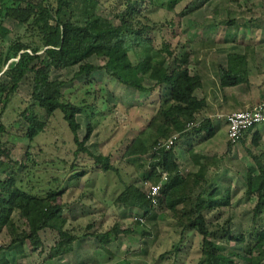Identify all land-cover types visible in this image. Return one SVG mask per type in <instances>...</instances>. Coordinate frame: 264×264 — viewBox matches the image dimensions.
Returning a JSON list of instances; mask_svg holds the SVG:
<instances>
[{"label": "trees", "instance_id": "16d2710c", "mask_svg": "<svg viewBox=\"0 0 264 264\" xmlns=\"http://www.w3.org/2000/svg\"><path fill=\"white\" fill-rule=\"evenodd\" d=\"M181 1L183 0H149L147 4L153 10L163 8L168 12H175V7ZM210 1L212 0H191L176 15L182 20ZM102 2L103 0H0V138L7 131L3 115L13 98L18 95L24 78L33 81L31 100L21 112L28 122L25 135L29 142L44 132L48 120L57 110H61L77 145L75 159L79 153L88 152L86 143L93 132L90 123L83 139L78 134L81 125L77 116L86 112L88 104L64 101V81L52 78L53 71L77 65V74L89 77L96 70H104L119 83L142 93L153 92L167 85L168 100L160 105L148 125L132 139L125 150L126 156L152 154L149 168L142 175V187L129 184L117 195L114 203L120 202L126 207L140 209L143 220L149 215L154 217L157 207L168 209L181 227L182 238L186 232L192 231L202 236L199 264H264V150L258 153L248 150L255 165L247 169L243 180L246 195L256 197V203L252 209V226L247 231L236 234L232 216L228 214L222 219L223 211L232 206L234 191L231 186L225 189L210 183L206 187L198 186L199 179H206L208 164L205 161L210 158L194 154V145L213 138L218 128L210 118L199 119L206 102L195 95V90L202 85V77L190 71L191 52L186 50L174 56V51L168 44L157 48L153 35L159 28H163V24L157 27L150 16L141 14V9L132 0H126L124 8L118 11L113 8L119 23L98 12ZM9 18L22 24L25 32L23 38L19 37L4 47L10 33L5 26V21ZM227 23L230 25L233 22ZM166 24L173 26L174 22L170 20ZM41 51L46 55L45 66L37 69L32 63L41 58ZM131 52L136 55V61L131 59ZM93 56L103 58L104 64L89 62L88 59ZM173 56L174 60L170 61ZM12 59L14 60L11 61ZM219 71L223 86L249 82L245 54L229 53L227 65H219ZM149 79L155 80L156 84L152 87L146 85L145 80ZM36 107L42 108L47 118H41ZM190 123L192 126L189 128ZM174 134H179L175 146L178 142L186 145L193 161L200 165L194 174L185 175L182 172L175 146L171 149H154L160 139H168ZM240 141L245 143L244 137ZM261 143L262 136L255 131L251 144L258 147ZM233 144L235 143L229 141L228 145L230 147ZM91 155L96 167L99 166L102 171H117L109 156ZM15 165L27 166L22 161H14L11 149L0 141V167H10L11 170L5 179L0 180V231L7 228L10 236L9 244L5 247L1 245L0 250L15 251L19 256L25 257V245L30 243L33 251L42 248L41 232L50 230L58 236L50 247L49 258L53 259L72 252L75 242L82 238H96L106 248L121 233L131 231L118 222L105 230L95 223L88 224L81 233L69 230L66 226L68 218L65 216V203L62 202L67 188L57 184L44 193H36L34 186L26 189L18 184ZM75 166L77 164L72 163V169H76ZM164 173H167L166 179ZM86 174V170L73 172L68 183ZM193 176L196 179L194 183ZM145 180L162 182L159 204L156 207L147 198L143 188ZM54 181L63 183L58 178H54ZM16 212L26 216V229L19 230L15 225L13 216ZM209 215L212 218H208ZM135 221L142 225L140 220ZM142 232L147 233L145 229ZM233 242L241 244L242 250L237 252L232 248L230 244ZM0 264H9L6 254H2Z\"/></svg>", "mask_w": 264, "mask_h": 264}, {"label": "rangeland", "instance_id": "374dc122", "mask_svg": "<svg viewBox=\"0 0 264 264\" xmlns=\"http://www.w3.org/2000/svg\"><path fill=\"white\" fill-rule=\"evenodd\" d=\"M125 1L103 0L98 12L119 23L114 13L124 8ZM189 1L191 0L181 1L175 7V12H168L163 8L153 10L147 4L149 0H132L133 4L141 9V14L150 16L157 27L163 24V28H159L153 35L157 48L168 44L174 51V56L186 50L191 52V72H202L214 62H224L230 51L253 50L256 55L252 54L251 70L256 73V66L262 64L257 78H260L264 87V0H212L193 15L179 20L176 13ZM114 7L116 11H113ZM170 20L174 22L173 26L166 24ZM229 21L233 23L229 25ZM5 26L9 28L10 33L6 37L4 47L11 41L24 37L25 27L14 19H7ZM256 42L261 45L252 50L248 49V44ZM130 55L133 61L137 60L133 52ZM40 56L39 60L32 63L37 69L45 66V53L41 51ZM174 56L170 61L174 60ZM88 61L95 65L105 62L98 56H93ZM78 69L77 65H71L62 70H55L52 78L64 81V101L88 104L86 112L77 116L81 125L79 137H85L87 126L91 123L93 132L86 143L88 152L109 156L117 171H102L99 166L96 167L94 157L88 152L83 151L79 153L78 158H74L77 145L61 110H57L48 120L45 131L29 142L25 135L28 122L21 115L31 100L33 81L28 78L22 80L18 95L13 98L3 115L7 131L2 133L0 141L11 149L14 161H22L27 165H15L20 186L26 189L34 186L36 193H44L57 184L67 188L62 202L65 203V216L68 218L66 226L69 230L81 233L90 223L101 225L100 229L105 230L118 222L123 228L131 231L121 233L117 242L109 249L100 245L96 238H82L75 242L72 252L51 259L50 247L58 236L55 232L47 230L41 232L42 248L33 251L30 243L25 245L27 256L22 257L15 251L6 250H0V255L6 254L9 264H80L86 261L92 264H199L202 236L192 231L186 232L182 238L181 227L168 209L157 207L154 217L149 215L142 225H138L135 218L142 215L141 210L126 207L120 202L114 203L117 195L129 184L142 187V175L146 168H149L151 155L148 153L145 156H126L125 150L132 139L148 125L160 105L168 100V87L163 85L153 92L142 93L119 83L104 70H96L87 77L85 74L78 75ZM155 82L145 80L149 87L154 86ZM36 112L41 118H47L42 108L36 107ZM219 125L217 136L194 145V154L210 158L205 161L208 164L206 179H199L198 186L206 187L209 183L220 185L223 189L231 186L234 191L232 206L223 211L222 219L230 214L233 230L237 234L252 226V209L256 203V197L246 195L243 180L247 169L255 165L248 150L257 153L263 151L264 143L262 140L258 147L251 143L246 144L245 137L250 135L249 132L244 136L245 143L239 141L229 147L225 117ZM180 143L174 148L177 151L182 144ZM181 150V169L186 174H194L200 165L193 161L186 145H182ZM72 163L77 164L76 169H72ZM83 170L87 172L84 177L68 183L73 172ZM10 171V167H0V180L5 179ZM54 178L63 183L55 182ZM194 180L196 181L193 176V183ZM13 218L19 230L27 228L26 216L23 213L16 212ZM208 218L212 216L209 215ZM143 229L147 231L146 234L142 232ZM9 242L7 228H3L0 231V245L5 247ZM230 245L237 252L243 247L235 242ZM111 251L114 255L110 254ZM125 257L128 262L124 260Z\"/></svg>", "mask_w": 264, "mask_h": 264}, {"label": "crops", "instance_id": "0c3cea01", "mask_svg": "<svg viewBox=\"0 0 264 264\" xmlns=\"http://www.w3.org/2000/svg\"><path fill=\"white\" fill-rule=\"evenodd\" d=\"M261 43L256 42L252 44H248V49H255L259 47ZM229 53H240L245 54L247 56L248 61V75H249V82L241 83L234 86H223L221 82V76L219 71V65L226 66L227 60H228V54ZM225 58V61L223 62H214L209 67L205 69V71H198V72H191L193 74H200L202 77V85L201 87L197 88L195 90V95L206 102L205 108L201 111L199 114V119L204 118H210L212 122L215 124L216 128H218L219 122L224 119H226V116L234 111L244 110L247 108H250L260 102L264 98V87H262V82L260 78H257L260 69L259 67L262 64H259L256 66L257 72H253L251 70V62H252V51H230ZM253 55H256L255 53ZM259 63V62H258ZM263 71V70H262ZM264 72V71H263ZM264 80V79H263ZM166 87H168L166 85ZM162 88V87H161ZM223 117V118H222ZM222 129L224 126L222 125ZM219 131V129H218ZM217 131V132H218ZM255 131H258L261 136L264 143V123L257 126L256 128L250 130V135L246 136L247 138L246 144L251 143L252 135ZM247 132V133H249ZM218 133H216L215 136H217ZM227 134V131H226ZM213 139V138H212ZM183 142V138L181 139ZM184 145L183 143L178 148L177 151L175 149L177 160L180 161V153H182L181 147ZM264 145V144H263ZM195 148V147H194ZM188 151V150H187ZM189 152V151H188ZM190 153V152H189ZM152 158V154L149 153ZM180 164V163H179ZM181 168V166H180ZM148 169V168H146ZM182 170V169H181ZM183 172V170H182ZM184 173V172H183ZM187 175L186 173H184ZM135 209L134 207H130ZM140 210V209H139ZM92 238V237H90ZM117 242V240L113 241L112 243L108 244L106 248L109 249V247H113L114 244ZM101 245V244H100ZM112 252V251H111ZM111 255H114L113 252L110 253ZM126 253H124V256ZM2 254L0 255L1 258ZM60 258V257H58ZM124 260L128 262V259L125 257ZM87 262V261H86ZM85 262V263H86ZM89 264H92L90 262H87ZM81 264V263H80ZM119 264V263H118Z\"/></svg>", "mask_w": 264, "mask_h": 264}, {"label": "built area", "instance_id": "2783aa9c", "mask_svg": "<svg viewBox=\"0 0 264 264\" xmlns=\"http://www.w3.org/2000/svg\"><path fill=\"white\" fill-rule=\"evenodd\" d=\"M227 123V138L233 143H237L242 139L247 132L256 128L257 126L264 123V98L255 104L254 106L234 111L226 116ZM192 124H189V128ZM179 139V134H174L168 139H160L155 145L154 149H171L175 146L177 140ZM167 173H164V179H166ZM162 187V182L152 183L149 180L143 181V188L152 202L156 207L159 204V195ZM135 220H140L143 222V218L136 216ZM1 247V245H0Z\"/></svg>", "mask_w": 264, "mask_h": 264}]
</instances>
